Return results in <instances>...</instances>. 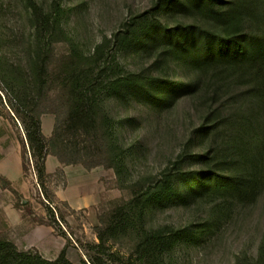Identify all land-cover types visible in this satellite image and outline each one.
<instances>
[{
    "label": "rangeland",
    "instance_id": "obj_1",
    "mask_svg": "<svg viewBox=\"0 0 264 264\" xmlns=\"http://www.w3.org/2000/svg\"><path fill=\"white\" fill-rule=\"evenodd\" d=\"M32 1L41 8V21L46 20L53 43L47 85L50 91L43 99L47 111L42 119L51 123L54 120L55 125L53 111H56L65 122L64 129L68 125L67 112L73 102L67 79L73 69L70 65L77 69V74L96 73L104 58L112 60L116 55L127 71L144 75L161 73L157 69L160 63L154 58L120 50L116 41V34L128 20L158 0ZM57 2L62 8L60 29L52 27L51 22ZM30 4L29 0H0V92L4 99L0 103L3 112L0 162L2 158L5 161L0 175L24 196L19 201L0 181V239L13 241L21 250L37 249L51 260L66 247L68 258L81 264L87 250L99 242L95 228L100 224L101 214L130 199L138 185L157 182L185 148L195 155L204 153L213 144L212 156L218 159L219 174L240 177L245 192L240 187L164 202L148 211L147 226L172 225L187 230L171 253L173 264H264V78L254 82L251 71H239L228 79L220 75L214 79L215 74L211 73L197 90L177 96L166 107L128 91L108 92L104 89L107 81L104 78L97 108L99 133L115 132L119 144L126 149L125 166L119 175L103 165L88 170L82 164L66 165L59 160L62 166L53 172L47 170L52 176L46 179L47 188L55 194L50 205L59 226L56 229L47 222L49 202L38 181L33 159L28 149L23 148L25 131L8 106L15 95L14 86L16 90L22 87L36 94L37 16ZM257 7L264 13V0H259ZM74 48L78 49L76 55ZM170 75L175 72L170 71ZM210 115L218 124L211 137L203 144L190 146L189 141ZM64 133L97 153L102 151L99 143H91L90 134H80V130ZM104 145L107 153L114 154L116 145L112 142ZM17 149L21 151L22 163L18 171L14 158ZM205 164V160L188 158L184 169L197 172ZM8 171L17 183L7 178ZM176 183L182 184L179 180ZM131 239L116 244L113 250L128 254Z\"/></svg>",
    "mask_w": 264,
    "mask_h": 264
},
{
    "label": "trees",
    "instance_id": "obj_2",
    "mask_svg": "<svg viewBox=\"0 0 264 264\" xmlns=\"http://www.w3.org/2000/svg\"><path fill=\"white\" fill-rule=\"evenodd\" d=\"M35 16L37 31L35 40L36 94L28 89L13 87L14 96L8 101L13 117L18 119L26 134L23 148L28 149L34 169L43 192L49 202L48 223L58 228L59 221L52 203L55 194L46 186V179L52 175L47 171V157L56 156L63 164H82L88 170L103 165L121 174L125 166L126 149L119 144L115 132L99 133V94L104 89L114 94L128 91L145 97L156 106L166 107L175 98L188 91L197 90L211 73L214 79L236 76L239 71H251L253 81L264 78V13L258 8L259 0H158L152 7L128 20L116 34L120 50L147 54L160 63L159 75L135 73L125 70L117 61L104 58L95 73L77 74L73 67L67 77L73 91V102L67 112L66 128L60 112L56 115L50 136L43 130L42 115L47 111L44 98L51 76L53 43L47 31L46 20L41 21L40 7L29 0ZM52 27L60 29L61 4L57 2ZM74 48V55L77 54ZM175 75L171 77L170 71ZM169 71V72H167ZM216 72V73H215ZM46 95V96H45ZM10 98V97H9ZM0 103H4L0 92ZM0 115L3 112L0 109ZM215 119L206 116L190 146L203 144L216 128ZM87 133L97 142L102 151L97 153L83 142L70 140L64 132ZM83 132H82V131ZM95 139V140H94ZM112 142L116 150L109 154L103 143ZM242 150H245L242 148ZM212 147L204 153H189L185 148L153 184H140L134 195L119 202L111 211L101 214L100 224L95 230L99 242L87 250L81 264H173L171 253L187 230L166 225L149 228L146 217L151 207L164 202H173L195 197L208 196L217 191L239 190L245 192L239 183L240 177L218 172V159ZM23 158H25V153ZM188 158L205 160L204 168L197 172L185 170ZM216 163L213 164V161ZM176 180L182 184L177 185ZM5 188H10L19 201L24 196L10 182L0 175ZM255 184V183H254ZM56 231V230H55ZM132 237L129 253L113 250ZM94 252V254L92 253ZM0 264H75L63 248L55 260L45 258L37 249L21 250L9 239H0Z\"/></svg>",
    "mask_w": 264,
    "mask_h": 264
},
{
    "label": "crops",
    "instance_id": "obj_3",
    "mask_svg": "<svg viewBox=\"0 0 264 264\" xmlns=\"http://www.w3.org/2000/svg\"><path fill=\"white\" fill-rule=\"evenodd\" d=\"M53 126H54V120L51 123L50 120H47L46 121V120L43 119V130H44V133L46 135L50 136L52 134L53 129H54ZM14 158H15V162H16L15 163V167H16V169L18 171L19 168H20V166H21V164H22L21 161H20L21 160V151L20 150L17 149ZM14 158L10 157V160H14ZM2 159H1V162H0V169L2 171H4L5 167H3V164L2 163L5 162V161L4 160L2 161ZM7 161H9V160L7 159ZM46 165H47V170L49 172H53L58 167H61L62 166V164L59 161V159L56 156H54V155H49L48 156L47 161H46ZM5 175L7 176V178H9L10 180H12L14 183H17L13 179V176L12 177L9 176V171H8V173L5 172Z\"/></svg>",
    "mask_w": 264,
    "mask_h": 264
}]
</instances>
